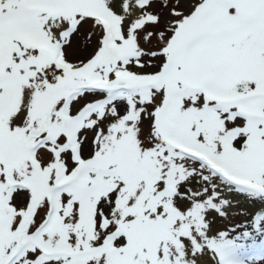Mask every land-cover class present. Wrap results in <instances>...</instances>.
<instances>
[{
  "label": "snow or ice",
  "instance_id": "1",
  "mask_svg": "<svg viewBox=\"0 0 264 264\" xmlns=\"http://www.w3.org/2000/svg\"><path fill=\"white\" fill-rule=\"evenodd\" d=\"M264 230V0H0V264H233Z\"/></svg>",
  "mask_w": 264,
  "mask_h": 264
},
{
  "label": "bare ground",
  "instance_id": "2",
  "mask_svg": "<svg viewBox=\"0 0 264 264\" xmlns=\"http://www.w3.org/2000/svg\"><path fill=\"white\" fill-rule=\"evenodd\" d=\"M252 207L253 205L248 203L238 210L233 209L227 219L220 220L215 226L216 232L227 230L229 234H233V231L236 230V233L232 237L228 235V238L233 240L232 246L237 249V254L238 250L252 252V258L245 263H241V256L239 254L238 256L235 255L240 264H264V230L253 228L249 224L250 221L240 220V217L244 218L248 214L246 209L251 210ZM234 252L231 249V255L229 257L231 261L235 259L232 257Z\"/></svg>",
  "mask_w": 264,
  "mask_h": 264
},
{
  "label": "rangeland",
  "instance_id": "3",
  "mask_svg": "<svg viewBox=\"0 0 264 264\" xmlns=\"http://www.w3.org/2000/svg\"><path fill=\"white\" fill-rule=\"evenodd\" d=\"M241 219H243L244 221H250L248 214L244 218L240 217V220ZM235 233H236V230L233 231V234L231 233L232 235L229 234V237H232ZM228 239H230V238H228ZM230 240H232V239H230ZM232 245H233V243H232ZM232 245H231V249L235 251L234 255L232 256L233 258H235L234 260L232 259L233 264H240V262L235 257V255L238 256V254L241 256V259H240L241 263H245V262H247V260H250L252 258V252L251 251H248V250L240 251V250H238V254H237V249H235L234 246H232Z\"/></svg>",
  "mask_w": 264,
  "mask_h": 264
}]
</instances>
